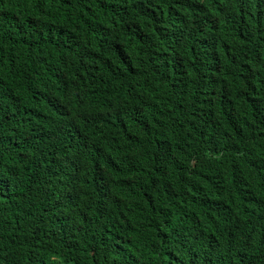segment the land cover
I'll list each match as a JSON object with an SVG mask.
<instances>
[{
    "label": "trees",
    "instance_id": "trees-1",
    "mask_svg": "<svg viewBox=\"0 0 264 264\" xmlns=\"http://www.w3.org/2000/svg\"><path fill=\"white\" fill-rule=\"evenodd\" d=\"M0 264H264V0H0Z\"/></svg>",
    "mask_w": 264,
    "mask_h": 264
}]
</instances>
